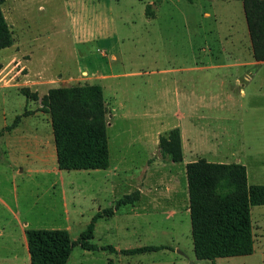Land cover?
Listing matches in <instances>:
<instances>
[{"label": "rangeland", "instance_id": "rangeland-1", "mask_svg": "<svg viewBox=\"0 0 264 264\" xmlns=\"http://www.w3.org/2000/svg\"><path fill=\"white\" fill-rule=\"evenodd\" d=\"M142 2L157 6L148 36L140 35ZM1 10L13 40L0 49V130L18 120L0 135L1 222L66 229L75 241L98 209L114 207L124 194L180 188L193 152L182 151L181 162L163 158L159 136L185 129L191 88L208 98L222 91L232 96L224 108L202 109L210 126L231 139L218 157L206 158H239L248 183L264 184V67L254 63L241 0H4ZM112 51L119 54L109 64ZM96 71L113 76L105 80ZM249 71L254 76L247 80ZM85 83L104 89L110 166L61 169L41 99L51 88ZM164 194L170 199L169 190ZM145 203L152 204L140 203L146 214L125 205L115 217L99 219L90 241L119 250L164 248L125 255L75 244L66 264H212L195 259L188 220L176 228L170 212ZM158 206L169 211L173 204L162 199ZM251 220L254 252L218 264H264V205L251 208Z\"/></svg>", "mask_w": 264, "mask_h": 264}, {"label": "trees", "instance_id": "trees-1", "mask_svg": "<svg viewBox=\"0 0 264 264\" xmlns=\"http://www.w3.org/2000/svg\"><path fill=\"white\" fill-rule=\"evenodd\" d=\"M0 49L12 44V32L1 10ZM251 45L257 61H264V0H241ZM147 6L145 13L151 14ZM262 51V52H261ZM42 111L49 113L53 126L56 158L61 169H106L108 113L99 84H74L49 89L41 99ZM17 118L0 130L16 126ZM160 153L171 161L182 160L179 127L159 136ZM191 238L197 260L250 255L254 252L251 208L264 205V184L248 183L241 162H214L203 158L185 164ZM138 192L124 194L114 207L98 211L75 241L66 229L28 228L25 231L31 264H66L75 244L96 251L108 250L125 255L156 251L163 246L146 245L116 250L112 245L97 246L90 240L96 221L112 216L123 204H132Z\"/></svg>", "mask_w": 264, "mask_h": 264}, {"label": "crops", "instance_id": "crops-1", "mask_svg": "<svg viewBox=\"0 0 264 264\" xmlns=\"http://www.w3.org/2000/svg\"><path fill=\"white\" fill-rule=\"evenodd\" d=\"M141 4V10H142V17L143 21L146 23L144 31L140 33L145 34L146 36L150 35L151 25L154 23V21L157 19V11L155 10L157 8L156 5L153 4V2H149L150 4H153V8L151 10V14L147 15L145 13L146 5L148 2H142ZM119 34V33H118ZM116 35V41L123 40L121 36ZM191 35H193L191 33ZM126 37H132L131 33H126ZM119 37V40H118ZM117 51H112L111 58L107 60V63L112 64L114 60L117 59ZM254 63H260L259 69L261 67H264V61H256ZM86 71H83L85 73ZM112 72V71H107ZM105 72V74H100V72L96 71V73H99L98 75L101 77H105V80L108 78H111L113 74H109ZM254 76L253 72H247L245 74V79L250 80ZM238 83V81H236ZM100 85V84H99ZM102 92H104L103 86ZM186 95V123H185V129L182 127L180 128V137H181V148L182 151L187 150L190 152H193V156L190 161H194L197 159H205L207 161H214V162H225L228 163L230 161H223V160H215V159H207L206 156H214L218 157V152L221 150V148L224 149V146L226 143H230L231 139L226 138L225 131L220 132L216 130L215 128H212L210 126V122L208 121L210 116L208 114H205L202 109H206L208 107H213V105H216V107H222L224 108L226 105V98L231 99V94H226V92L222 91L221 93H218L216 96H212V98H208L207 96L203 95L204 92H198L196 95V92L191 88L187 92L185 91ZM240 94L245 95V91L243 89H240ZM233 150L229 148V151ZM212 151H215L216 154L210 155ZM208 152V153H207ZM231 156H236L237 153L235 151L230 152ZM183 161V155L182 160ZM179 161V162H181ZM189 162V161H188ZM232 162H240L239 158H236ZM184 163V169H182V172H184L183 175V182L181 183L180 188L176 185L169 184L164 189L165 191L169 190V197L170 199L162 192L163 194L158 195V193H155L150 196H146L144 192L140 193L139 199L136 200L132 204H123L119 206L113 213L112 216L109 217H115L118 213L120 207H124L125 205H130L132 209L130 211H135V208L140 210L135 212L137 214H146V207L141 206V204L145 201L152 204H146L148 207L153 209V211L163 213V215L167 216L170 212V217H174L176 228L178 227L177 224H181L182 221L185 219L188 220L190 223V234H191V222H190V210H189V203H188V190H187V180L186 174H185V164ZM110 166V164H109ZM108 166V167H109ZM107 167V168H108ZM162 199L170 200V202L173 204L172 208H168L169 211L163 207L166 206L163 204V208L158 206V202ZM141 203V204H140ZM146 208V209H145ZM161 211H160V210ZM98 211H101V209H98ZM127 212V211H126ZM103 218V217H102ZM101 219V218H99ZM98 219V220H99ZM97 220V221H98ZM96 221V222H97ZM97 223L95 224L96 227ZM25 226L20 225V223L17 222H1L0 219V264H31V258L28 251V245H27V239L25 235L26 231ZM95 231V228H94ZM94 231H93V237H94ZM192 239V238H191ZM101 246V245H97ZM114 247V246H113ZM116 250V247H114ZM196 259V258H195ZM218 258H216L212 264H218ZM111 263V260L109 262Z\"/></svg>", "mask_w": 264, "mask_h": 264}, {"label": "water", "instance_id": "water-1", "mask_svg": "<svg viewBox=\"0 0 264 264\" xmlns=\"http://www.w3.org/2000/svg\"><path fill=\"white\" fill-rule=\"evenodd\" d=\"M190 264H192V262H190Z\"/></svg>", "mask_w": 264, "mask_h": 264}]
</instances>
